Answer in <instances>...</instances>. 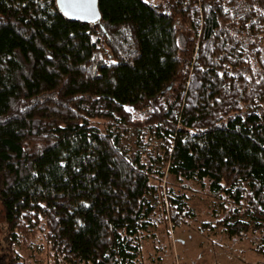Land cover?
<instances>
[{"label":"trees","instance_id":"trees-1","mask_svg":"<svg viewBox=\"0 0 264 264\" xmlns=\"http://www.w3.org/2000/svg\"><path fill=\"white\" fill-rule=\"evenodd\" d=\"M198 4L209 60L196 72L193 106L176 121L196 2L97 0L100 20L88 24L66 18L55 0H0V264H23L14 247L30 245L47 218L69 264H140L150 227L195 219L185 183L217 201L220 216L200 230L228 240L252 233V251L264 257V96L195 125L233 85L262 83L264 0ZM131 129L142 132L138 143L157 140L165 172L122 149Z\"/></svg>","mask_w":264,"mask_h":264},{"label":"rangeland","instance_id":"rangeland-1","mask_svg":"<svg viewBox=\"0 0 264 264\" xmlns=\"http://www.w3.org/2000/svg\"><path fill=\"white\" fill-rule=\"evenodd\" d=\"M149 3H162L163 0H144ZM196 5L189 11L187 17V28L195 36V53L193 56L192 68L188 76L186 88L177 99H175L170 118L178 121L181 111L184 108H191L195 98L200 91V80L197 71L201 61L209 60V52L205 42L199 44L198 31L202 20V8L200 0H192ZM228 62L230 65L237 62V55L230 48H226ZM264 74V68L262 69ZM261 84V85H258ZM238 86V87H237ZM233 85L231 90L222 93V102L211 114L204 116L196 127H203L243 108L247 101H257V95L264 96V79L256 83H249L242 80L241 84ZM247 86V88H243ZM243 89L244 92H239ZM99 120V119H98ZM142 132L131 129L129 134L120 138L119 145L122 149L128 150L131 158L145 153L153 161L154 168L165 172L166 164L157 160V140L149 137L138 143V137ZM27 167H23L24 173ZM168 183L175 189L179 185L174 180L167 178ZM166 181V182H167ZM185 194L188 197L187 204L195 214V219L187 225L175 229L169 224L160 220L157 226L150 227L146 240L142 243V251L139 258L140 264H264V257L252 251L255 246V236L247 233L240 240H228L218 229H202L203 224H214L220 212L216 207L217 201L211 198L204 189L197 185L185 183ZM180 189V188H179ZM182 189H180L181 191ZM147 202L155 205L154 196L148 195ZM156 208V213H158ZM157 215V214H156ZM243 220V217H241ZM54 222L47 218L43 220L41 227L30 241L28 246H15L14 250L20 257L23 264H69L65 252L53 243L52 232Z\"/></svg>","mask_w":264,"mask_h":264},{"label":"water","instance_id":"water-1","mask_svg":"<svg viewBox=\"0 0 264 264\" xmlns=\"http://www.w3.org/2000/svg\"><path fill=\"white\" fill-rule=\"evenodd\" d=\"M59 12L70 20L98 24L97 0H55Z\"/></svg>","mask_w":264,"mask_h":264}]
</instances>
